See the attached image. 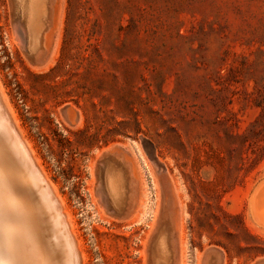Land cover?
I'll list each match as a JSON object with an SVG mask.
<instances>
[{
    "label": "rangeland",
    "instance_id": "obj_1",
    "mask_svg": "<svg viewBox=\"0 0 264 264\" xmlns=\"http://www.w3.org/2000/svg\"><path fill=\"white\" fill-rule=\"evenodd\" d=\"M13 5L0 0V96L78 264H152L162 231L173 264H264V0H50L31 58ZM107 154L127 218L101 197Z\"/></svg>",
    "mask_w": 264,
    "mask_h": 264
},
{
    "label": "bare ground",
    "instance_id": "obj_2",
    "mask_svg": "<svg viewBox=\"0 0 264 264\" xmlns=\"http://www.w3.org/2000/svg\"><path fill=\"white\" fill-rule=\"evenodd\" d=\"M13 4L21 20L16 31L25 51L30 58L42 54L43 39L49 25L50 0H13ZM12 130L15 135H12ZM19 131L0 96V204L4 203L0 211V226L6 229L2 237L5 245L0 247V264H78L79 254L66 231L67 220L63 219V208L57 204V196L52 195L45 175L38 171ZM9 151L11 153H6ZM120 165L106 162L102 173L101 197L112 207L108 210L113 209L119 218H127L128 181ZM18 181L27 187L26 191L16 188ZM37 184L43 187L39 188ZM34 195L39 199L36 200ZM4 209H9L12 216ZM41 215L49 221V228L52 229V237L44 240L40 239L39 233H47L48 236L51 232L48 227L41 226ZM259 215L264 218L263 209H259ZM166 232H159V237L151 246L152 264H173L174 253Z\"/></svg>",
    "mask_w": 264,
    "mask_h": 264
},
{
    "label": "water",
    "instance_id": "obj_3",
    "mask_svg": "<svg viewBox=\"0 0 264 264\" xmlns=\"http://www.w3.org/2000/svg\"><path fill=\"white\" fill-rule=\"evenodd\" d=\"M12 135H15V132L13 130H12ZM6 153H11V152L9 151V152H6ZM109 160L112 161L111 160V156H109L108 154L103 157V160L100 163V168H101L100 170H101L102 173H103V169L105 167L106 162L109 161ZM37 187L41 188L43 186H41L40 184H37ZM16 188L19 189V190H24V191L27 190V187L25 185H23L20 181L16 182ZM259 200L260 201L264 200V186L261 189V192H260V195H259ZM113 212H114V210H113Z\"/></svg>",
    "mask_w": 264,
    "mask_h": 264
}]
</instances>
